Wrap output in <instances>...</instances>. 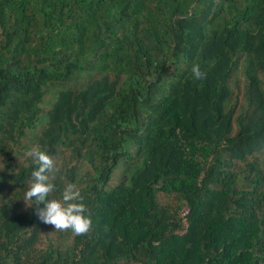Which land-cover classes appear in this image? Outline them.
Instances as JSON below:
<instances>
[{
	"label": "trees",
	"instance_id": "16d2710c",
	"mask_svg": "<svg viewBox=\"0 0 264 264\" xmlns=\"http://www.w3.org/2000/svg\"><path fill=\"white\" fill-rule=\"evenodd\" d=\"M0 264H264V0H0Z\"/></svg>",
	"mask_w": 264,
	"mask_h": 264
},
{
	"label": "clouds",
	"instance_id": "9594fccd",
	"mask_svg": "<svg viewBox=\"0 0 264 264\" xmlns=\"http://www.w3.org/2000/svg\"><path fill=\"white\" fill-rule=\"evenodd\" d=\"M192 74L195 79L203 78L204 74L200 71L198 65L192 68ZM32 157L35 169L31 172L32 183L26 192V198L31 201V205H43V208H37L36 215L45 224L54 226L55 230H71L76 235L85 234L91 227V218L86 215V205L83 203L81 191L74 184H69L63 190L62 199L49 200L48 194L53 190V185L48 182V172L53 169V160L35 146L28 153ZM34 198V199H33ZM187 209L184 208L183 211ZM182 215H186L187 213Z\"/></svg>",
	"mask_w": 264,
	"mask_h": 264
},
{
	"label": "rangeland",
	"instance_id": "374dc122",
	"mask_svg": "<svg viewBox=\"0 0 264 264\" xmlns=\"http://www.w3.org/2000/svg\"><path fill=\"white\" fill-rule=\"evenodd\" d=\"M116 183V180L115 179H112L109 183V186H113L114 184Z\"/></svg>",
	"mask_w": 264,
	"mask_h": 264
},
{
	"label": "built area",
	"instance_id": "2783aa9c",
	"mask_svg": "<svg viewBox=\"0 0 264 264\" xmlns=\"http://www.w3.org/2000/svg\"><path fill=\"white\" fill-rule=\"evenodd\" d=\"M187 213V209H185L184 211H183V214H186Z\"/></svg>",
	"mask_w": 264,
	"mask_h": 264
}]
</instances>
